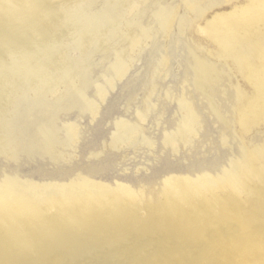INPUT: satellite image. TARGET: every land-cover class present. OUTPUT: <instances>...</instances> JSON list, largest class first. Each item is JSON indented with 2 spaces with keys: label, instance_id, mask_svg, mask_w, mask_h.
<instances>
[{
  "label": "rangeland",
  "instance_id": "374dc122",
  "mask_svg": "<svg viewBox=\"0 0 264 264\" xmlns=\"http://www.w3.org/2000/svg\"><path fill=\"white\" fill-rule=\"evenodd\" d=\"M4 176L0 264H264V0H0Z\"/></svg>",
  "mask_w": 264,
  "mask_h": 264
},
{
  "label": "bare ground",
  "instance_id": "6f19581e",
  "mask_svg": "<svg viewBox=\"0 0 264 264\" xmlns=\"http://www.w3.org/2000/svg\"><path fill=\"white\" fill-rule=\"evenodd\" d=\"M253 33V32H252ZM184 51H185V49H184ZM192 75H190L191 77H193L196 73L195 72H192L191 73ZM211 75V74H210ZM210 75H208V73L206 72V75L205 76H203L202 78H204V80L205 81H208L209 79H208V77L210 76ZM220 90L223 92H225V89H222V88H220ZM198 111V110H197ZM221 111V110H220ZM215 113L217 114V115H220V113H218L216 110H215ZM253 113V112H252ZM219 122H221V120H219ZM207 130H209V129H207ZM211 131V130H210ZM212 132V131H211ZM205 134H206V136L205 137H207L211 142L212 141H217V136L216 137H213V135H212V133L209 135V133H208V131H206L205 132ZM45 139V138H44ZM213 142V143H214ZM208 148V147H207ZM206 148V149H207ZM212 149V148H211ZM204 152H206L207 153V155L208 154H210V152L208 151V149L207 150H205ZM212 152H214V151H212L211 150V153ZM195 153H196V151L195 152H193L192 154L194 155V156H196L195 155ZM222 153V152H221ZM224 153V155H225V152H223ZM226 161V160H225ZM221 163H222V161H221ZM224 164V163H223ZM223 164L221 165V164H219V166H218V169H220V168H222L223 167ZM225 165V164H224ZM210 170V169H209ZM100 173V172H99ZM207 173H209V172H206L205 174H207ZM221 173V172H220ZM208 176H212V175H214V174H207ZM12 178H9V176H4V177H2L1 179H0V183L2 182V181H15V180H19L18 178H15V176H11ZM90 179V182L91 181H93L92 179L93 178H89ZM94 182V181H93ZM9 183V182H8ZM8 183H6L7 184V187L6 188H9L8 186H9V184ZM6 186V185H5ZM88 187H90V188H88ZM87 187V189H89V190H92V186L91 185H89ZM82 188H84V187H82ZM88 191V190H87ZM104 207H106V208H110V205L109 204H107L106 206H104ZM85 208L87 209V210H90V212H89V215H91V216H89V217H86V219H84L82 222H80V223H76V222H70L69 223V226H68V232H67V235H68V237L66 238V241H65V244H66V246L69 248V249H71V250H74V249H77L76 247L78 246V241H76L77 240V238L80 236V234H82L83 232H86V233H89V232H93V233H96V232H104V231H109V230H112L113 228H112V226H110L109 227V223L108 222H104L103 221V219L101 218V216H102V213L101 212H97V211H95V210H97L96 208H103V206L102 205H100L99 203H95V204H86L85 205ZM104 209V208H103ZM30 226H35V225H39V223H41V222H43V221H45V220H41V219H38V218H36V217H32V219H30ZM74 230H77L76 232V234H77V237H73V235L75 234V232H74ZM233 230H231V229H226V232H228V233H230V232H232ZM216 235H217V233H216ZM230 235H231V233H230ZM30 242H33V241H30ZM25 243V242H24ZM5 245H7L6 243H0V246H2L1 248H2V250L4 251V249L3 248H5L4 246ZM20 245H23V242H21V243H19V244H17V245H14V247H13V249H15L16 251L14 252V257L16 258V257H18V254H20V251H22V250H17L18 248L19 249H22L21 248V246ZM17 246V247H16ZM32 246V245H31ZM16 247V248H15ZM220 250H221V253L224 255V257H225V264H230V260H232V258L235 256V255H238L240 252L241 253H245L244 251H241L240 249H234V248H231V247H229L228 245H226V243H222V244H220ZM2 251V252H3ZM9 251V250H8ZM26 251V250H25ZM1 252V251H0ZM13 253V252H12ZM29 253V252H28ZM0 254H2V253H0ZM25 254H26V252H25ZM257 262H259V260H257ZM2 264H6V263H2Z\"/></svg>",
  "mask_w": 264,
  "mask_h": 264
},
{
  "label": "water",
  "instance_id": "95a60500",
  "mask_svg": "<svg viewBox=\"0 0 264 264\" xmlns=\"http://www.w3.org/2000/svg\"><path fill=\"white\" fill-rule=\"evenodd\" d=\"M109 115H110V112H106L103 115V117H108ZM101 126H102V123L100 122V124L96 125V127L93 128L94 130L92 132V135H93L94 142L91 143L93 147H95L97 143L99 142V140L103 138L105 130H103ZM224 156H225L224 153H221L220 155H217L214 159H209V158L208 159H197L195 161H192V159H194L192 157L190 159V162L187 163L188 164L187 166H181V165L174 164V163L170 164L167 162V159H163L159 162L160 163L159 165L161 166L159 169H157V171L159 172V174L162 175L164 173L173 172V171L186 172V171H189L192 167L197 169L200 167L215 166L216 164L222 161ZM41 167H43L42 164H37V166L35 167L36 168L35 172L38 176H44L45 178H63L64 175H66L64 172V169H60V170L57 169L52 172H47V171L45 172ZM93 167H95L98 170H103L106 166L103 164H96L95 166L92 165L91 167H88V168L82 167L79 169L80 171H90V170H93Z\"/></svg>",
  "mask_w": 264,
  "mask_h": 264
}]
</instances>
